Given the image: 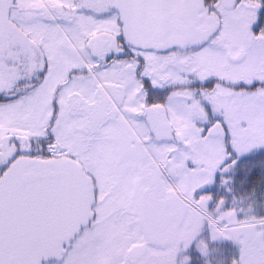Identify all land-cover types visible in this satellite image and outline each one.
Here are the masks:
<instances>
[{"label":"snow or ice","instance_id":"6c2138e0","mask_svg":"<svg viewBox=\"0 0 264 264\" xmlns=\"http://www.w3.org/2000/svg\"><path fill=\"white\" fill-rule=\"evenodd\" d=\"M0 264H264V0H0Z\"/></svg>","mask_w":264,"mask_h":264}]
</instances>
